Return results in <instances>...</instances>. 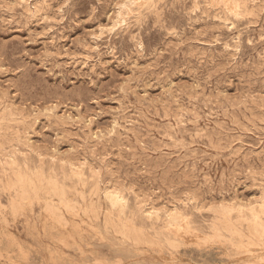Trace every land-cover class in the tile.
I'll return each mask as SVG.
<instances>
[{"label": "rangeland", "instance_id": "rangeland-1", "mask_svg": "<svg viewBox=\"0 0 264 264\" xmlns=\"http://www.w3.org/2000/svg\"><path fill=\"white\" fill-rule=\"evenodd\" d=\"M251 1L0 0V264H264V0Z\"/></svg>", "mask_w": 264, "mask_h": 264}, {"label": "bare ground", "instance_id": "bare-ground-1", "mask_svg": "<svg viewBox=\"0 0 264 264\" xmlns=\"http://www.w3.org/2000/svg\"><path fill=\"white\" fill-rule=\"evenodd\" d=\"M157 1H158V3H159V0H157ZM183 1H184V0H183ZM197 1H198V0H197ZM210 1H211V0H210ZM163 2H164V1H163ZM214 2H215V1H214ZM214 2H213V3H214ZM250 2H252V1L250 0ZM160 3H162V1H161ZM253 3H254V1H253ZM151 4H152V3H151ZM223 5H224V4H223ZM202 6H203V5H202ZM207 6H208V5H207ZM210 6H211V5H210ZM215 6H216V5H215ZM30 7H31V6H30ZM234 7H235V6H234ZM247 7H248V6H247ZM194 8H195V7H194ZM204 8H205V7H204ZM252 8H253V7H252ZM198 9H199V8H198ZM247 10H248V9H247ZM199 11H200V10H199ZM207 11H208V10H207ZM210 11H211V8H210ZM175 12H176V11H175ZM189 12H190V11H189ZM205 12H206V11H205ZM249 12H250V11H249ZM255 12H256V11H255ZM192 13H193V12H192ZM211 13H212V12H211ZM222 13H224V12H222ZM225 13H226V12H225ZM195 14H196V13H195ZM201 14H202V13H201ZM231 14H232V13H231ZM189 15H190V14H189ZM205 15H206V13H205ZM208 15H209V13H208ZM210 15H211V14H210ZM222 15H223V14H222ZM226 15H227V14H226ZM228 15H229V14H228ZM162 16H163V15H162ZM194 16H195V15H194ZM215 16H216V15H215ZM234 16H235V15H234ZM257 16H258V15H257ZM188 17H189V16H188ZM211 17H212V16H211ZM213 17H214V16H213ZM217 17L220 18L219 16H217ZM224 17H225V16H224ZM232 17H233V16H232ZM237 17H238V16H237ZM144 18H145V17H144ZM144 18H142V19L144 20ZM231 19H232V18H231ZM234 19H235V18H234ZM249 19H250V18H249ZM220 20H222V19H220ZM224 20H225V19H224ZM229 21H230V19H229ZM234 21H235V20H234ZM240 21H241V20H240ZM242 21H244V20H242ZM143 22H144V21H143ZM226 22H227V21H226ZM235 22H236V21H235ZM256 22H257V21H256ZM159 23H160V22H159ZM162 23H163V22H162ZM218 23H219V22H218ZM160 24H161V23H160ZM221 24H223V23H221ZM163 25H164V23H163ZM232 25H233V24H232ZM238 25H239V24H238ZM222 26H224V25H222ZM230 26H231V25H230ZM233 26H234V25H233ZM154 27H155V26H154ZM155 28H157V27H155ZM230 28H231V27H230ZM241 31H242V30H241ZM263 31H264V30H263ZM235 32H236V31H235ZM236 33H237V32H236ZM209 34H210V33H209ZM213 34H214V33H213ZM240 34H241V33H240ZM210 35H211V34H210ZM219 35H220V34H219ZM236 35H237V34H236ZM239 37H240V36H239ZM252 37H254V36H252ZM261 37H262V36H261ZM209 38H210V36H209ZM262 38H263V37H262ZM236 39H237V38H236ZM263 39H264V38H263ZM237 40H238V39H237ZM237 40H236V41H237ZM247 40H248V39H247ZM205 41H206V40H205ZM208 41H209V40H208ZM262 41H263V40H262ZM256 42H257V41H256ZM258 43H259V42H258ZM258 43H257V44H258ZM189 45H190V44H189ZM251 45H252V44H251ZM240 46H241V45H240ZM190 47H191V46H190ZM260 47H261V46H260ZM261 48H262V47H261ZM259 49H260V48H259ZM253 50H254V49H253ZM61 51H62V50H61ZM237 51H238V50H237ZM187 52H188V51H187ZM257 52H258V50H257ZM255 53H256V52H255ZM185 54H186V53H185ZM187 54H188V53H187ZM189 54H190V53H189ZM236 55H238V54H236ZM258 56H259V55H258ZM258 56H257V57H258ZM253 59L255 60L256 58H253ZM245 62H246V61H245ZM245 62H244V63H245ZM252 63H253V62H252ZM245 64H246V63H245ZM62 71H63V70H62ZM198 84H199V83H198ZM250 85H251V83H250ZM208 88H209V87H208ZM216 90H217V89H216ZM121 91H122V90H121ZM182 91H183V90H182ZM120 93H121V92H120ZM191 94H192V93H191ZM201 94H203V93H201ZM215 94H216V93H215ZM123 95H124V94H123ZM127 95H128V94H127ZM168 95H169V94H168ZM176 95H177V93H176ZM131 96H132V95H131ZM6 97H7V96H6ZM168 97H169V96H168ZM166 98H167V97H166ZM170 98H171V97H170ZM2 99H3V98H2ZM5 99H6V98H5ZM184 99H185V98H184ZM132 100H133V99H132ZM165 100H167V99H165ZM170 100H171V99H170ZM172 100H174V99H172ZM178 101H179V100H178ZM186 101H187V100H186ZM4 102H5V101H4ZM131 102H132V101H131ZM151 102H152V101H151ZM173 102H174V101H173ZM8 103H9V102H8ZM8 103H7V105H8ZM132 103H133V102H132ZM147 103H148V102H147ZM178 103H179V102H178ZM191 103H192V102H191ZM3 104H4V103H3ZM148 104H149V103H148ZM196 104H197V103H196ZM154 105H155V104H154ZM186 105H187V104H186ZM194 105H195V104H194ZM235 105H236V104H235ZM240 105H241V104H240ZM122 106H123V105H122ZM122 106H121V107H122ZM143 106H144V105H143ZM150 106H151V105H150ZM150 106H149V107H150ZM212 106H213V105H212ZM232 106H233V105H232ZM237 106H238V105H237ZM237 106H236V107H237ZM5 107H6V106H5ZM10 107H11V106H10ZM132 107H133V106H132ZM159 107H160V106H159ZM172 107H173V106H172ZM200 107H201V106H200ZM230 107H231V106H230ZM170 108H171V107H170ZM222 108H223V104H222ZM239 108H241V107H239ZM14 109H16V108H14ZM153 109H154V108H153ZM202 109H203V107H202ZM219 109H220V108H219ZM241 109H242V108H241ZM251 109H252V108H251ZM257 109H258V108H257ZM3 110H4V109H3ZM3 110H2V111H3ZM19 110H20V109H19ZM132 110H133V109H132ZM144 110H145V109H144ZM191 110H192V109H191ZM204 110H205V109H204ZM213 110H214V109H213ZM239 110H240V109H239ZM15 111H16V110H15ZM52 111H54V110H52ZM52 111H51V112H52ZM123 111H124V110H123ZM136 111H137V110H136ZM156 111H157V110H156ZM195 111H196V110H195ZM197 111H198V110H197ZM208 111H209V110H208ZM235 111H236V110H235ZM246 111H247V110H246ZM7 112H8V111H7ZM143 112H144V111H143ZM166 112H167V110H166ZM199 112H200V111H199ZM214 112H215V111H214ZM214 112H213V113H214ZM221 112H222V111H221ZM240 112H241V111H240ZM3 113H4V112H3ZM3 113H2V114H3ZM56 113H57V112H56ZM130 113H131V112H130ZM141 113H142V112H141ZM153 113H154V112H153ZM176 113H177V112H176ZM197 113H198V112H197ZM218 113H219V112H217V114H218ZM144 114H146V112H144ZM144 114H143V115H144ZM168 114H169V113H168ZM220 114H221V113H220ZM240 114H241V113H240ZM9 115H10V114H9ZM132 115H133V114H132ZM162 115H163V114H162ZM164 115H165V114H164ZM171 115H172V114H171ZM215 115H216V114H215ZM223 115H226V114H223ZM11 116H12V115H11ZM52 116H53V115H52ZM207 116H208V115H207ZM218 116H219V115H218ZM239 116L241 117V115H239ZM9 117H10V116H9ZM115 117H116V116H115ZM149 117H150V116H149ZM200 117H201V116H200ZM205 117H206V116H205ZM221 117H222V116H221ZM245 117H246V116H245ZM5 118H6V117H5ZM63 118H64V117H63ZM124 118H125V117H124ZM130 118H131V117H130ZM134 118H135V117H134ZM145 118H146V116H145ZM163 118H164V117H163ZM202 118H204V117H202ZM206 118H207V117H206ZM209 118H210V117H209ZM11 119H12V118H11ZM35 119H36V118H35ZM66 119H67V118H66ZM114 119H115V118H114ZM135 119H136V118H135ZM148 119H149V118H148ZM171 119H172V118H171ZM182 119H183V118H182ZM184 119H185V118H184ZM184 119H183V121H184ZM186 119H187V118H186ZM204 119H205V118H204ZM216 119H217V118H216ZM228 119H229V118H228ZM237 119H238V118H237ZM241 119H242V118H241ZM241 119H240V121H242ZM29 120H30V117H29ZM172 120H173V119H172ZM195 120H196V119H195ZM201 120H202V119H201ZM208 120H209V119H208ZM18 121H19V120H18ZM20 121H21V120H20ZM36 121H37V120H36ZM116 121H118V120H116ZM132 121H133V120H132ZM159 121H160V120H159ZM175 121H176V120H175ZM209 121H210V120H209ZM219 121H220V120H219ZM232 121H233V120H232ZM22 122H23V121H22ZM66 122H67V121H66ZM114 122H115V121H114ZM138 122H139V121H138ZM146 122H148V121H146ZM152 122H153V121H152ZM167 122H168V121H167ZM197 122H198V121H197ZM221 122H222V121H221ZM226 122H227V121H226ZM0 123H1V122H0ZM27 123H28V122H27ZM31 123H32V121H31ZM31 123H30V124H31ZM115 123H116V122H115ZM124 123H125V121H124ZM158 123H160V122H158ZM187 123H188V122H187ZM193 123H195V122H193ZM200 123H201V122H200ZM204 123H205V122H204ZM246 123H247V122H246ZM251 123H252V122H251ZM65 124H66V123H65ZM142 124L144 125L145 123H142ZM179 124H180V123H179ZM184 124H185V123H184ZM227 124H228V123H227ZM244 124H245V123H244ZM56 125H57V124H56ZM149 125H150V124H149ZM153 125H154V124H153ZM189 125H190V124H189ZM197 125H198V124H197ZM200 125H201V124H200ZM218 125H219V123H218ZM242 125H243V124H242ZM118 126H119V125H118ZM176 126H177V125H176ZM183 126H184V125H183ZM192 126H193V125H192ZM210 126H211V125H210ZM216 126H217V124H216ZM219 126H220V125H219ZM219 126H218V127H219ZM222 126H223V125H222ZM224 126H225V125H224ZM230 126H231V125H230ZM230 126H228V127H230ZM60 127H61V126H60ZM177 127H178V126H177ZM193 127H194V126H193ZM198 127H199V126H198ZM212 127H213V126H212ZM246 127L248 128V124H247ZM25 128H26V125H25ZM30 128H31V127H30ZM57 128H58V127H57ZM123 128H125V126H124ZM158 128H159V127H158ZM182 128H183V127H182ZM225 128H226V127H225ZM236 128H237V127H236ZM26 129H27V128H26ZM125 129H126V128H125ZM134 129H135V128H134ZM145 129H146V127H145ZM196 129H197V128H196ZM226 129H227V128H226ZM16 130H17V129H16ZM21 130H22V129H21ZM28 130H29V128H28ZM32 130H33V129H32ZM197 130H198V129H197ZM205 130H206V129H205ZM208 130H209V129H208ZM239 130H240V129H239ZM24 131H25V130H24ZM129 131H130V130H129ZM134 131H135V130H134ZM146 131H149V130L146 129ZM161 131H162V130H161ZM172 131H173V130H172ZM174 131H175V130H174ZM200 131H201V130H200ZM203 131H204V130H203ZM203 131H202V133H203ZM212 131H214V130H212ZM215 131H216V130H215ZM218 131H219V130H218ZM224 131H225V130H224ZM233 131H234V130H233ZM240 131H241V130H240ZM250 131H251V130H250ZM20 132H21V131H20ZM94 132H95V131H94ZM136 132H137V131H136ZM204 132H205V131H204ZM220 132H221V131H219V133H220ZM16 133H17V132H16ZM16 133H15V134H16ZM29 133H30V132H29ZM117 133H118V132H117ZM117 133H116V134H117ZM128 133H129V132H128ZM146 133L148 134V132H146ZM156 133H157V132H156ZM156 133H155V134H156ZM164 133H165V132H164ZM168 133H169V132H168ZM216 133H218V132H216ZM231 133H232V132H231ZM244 133H245V132H244ZM18 134H19V133H18ZM124 134H126V133H124ZM142 134H143V133H142ZM166 134H167V133H166ZM186 134H187V133H186ZM191 134H192V133H191ZM199 134H201V133H199ZM13 135H14V134H13ZM28 135H29V134H28ZM99 135H100V134H99ZM145 135H146V134H145ZM194 135H198V134H194ZM225 135H226V134H225ZM228 135H229V134H228ZM228 135H227V136H228ZM238 135H239V134H238ZM111 136H112V135H111ZM115 136H116V135H115ZM120 136H121V135H120ZM160 136H161V135H160ZM176 136H177V135H176ZM223 136H224V135H223ZM19 137H20V136H19ZM140 137L142 138V136H140ZM194 137H197V136H194ZM211 137H212V136H211ZM219 137H222V136H219ZM230 137H231V135H230ZM0 138H1V137H0ZM7 138H8V137H7ZM152 138H153V137H152ZM156 138H157V137H156ZM164 138H165V137H164ZM167 138H168V137H167ZM199 138H200V137H199ZM201 138H202V137H201ZM203 138H204V137H203ZM217 138H218V136H217ZM217 138H216V139H217ZM9 139H10V138H9ZM127 139H128V138H127ZM133 139H134V138H133ZM189 139H190V138H189ZM206 139H207V138H206ZM18 140H19V139H18ZM85 140H86V139H85ZM138 140H139V139H138ZM144 140H145V139H144ZM170 140H171V139H170ZM190 140H191V139H190ZM199 140H200V139H199ZM226 140H227V139H226ZM21 141H23V140H21ZM119 141H120V139H119ZM156 141H157V139H156ZM202 141H203V140H202ZM0 142H1V141H0ZM5 142H6V141H5ZM27 142H29V141H27ZM112 142H113V141H112ZM130 142H131V141H130ZM130 142H129V143H130ZM162 142H164V141H162ZM174 142H175V141H174ZM178 142H179V140H178ZM178 142H177V143H178ZM197 142H198V141H197ZM208 142H210V141H208ZM224 142H225V141H224ZM229 142H230V141H229ZM263 142H264V141H263ZM22 143H23V142H22ZM143 143H144V142H143ZM164 143H165V142H164ZM177 143H176V144H177ZM195 143H196V142H195ZM195 143H194V145H196ZM210 143H212V142H210ZM222 143H223V142H222ZM225 143H227V142H225ZM234 143H235V142H234ZM1 144H3V143H1ZM24 144H25V143H24ZM85 144H86V142H85ZM144 144H145V143H144ZM178 144H179V143H178ZM219 144H220V143H219ZM231 144H232V143H231ZM242 144H243V143H242ZM22 145H23V144H22ZM34 145H35V144H34ZM140 145H141V144H140ZM145 145H147V144H145ZM189 145L191 146L190 143H189ZM222 145H224V144H222ZM2 146H3V145H2ZM24 146H25V145H24ZM199 146H200V145H199ZM199 146H198V147H199ZM209 146H210V145H209ZM228 146H229V145H228ZM8 147H9V146H8ZM156 147H158V146H156ZM214 147H216V146H214ZM223 147H224V146H223ZM229 147H230V146H229ZM239 147H240V146H239ZM5 148H6V147H5ZM176 148H177V147H176ZM195 148H196V147H195ZM216 148H217V147H216ZM220 148H221V147H219V149H220ZM36 149H38V148H36ZM139 149H140V148H139ZM186 149H188V148H186ZM190 149H191V148H190ZM213 149H214V148H213ZM223 149H224V148H223ZM225 149H226V147H225ZM230 149H231V148H230ZM12 150H13V149H12ZM26 150H27V148H26ZM166 150H168V149H166ZM182 150H183V149H182ZM221 150H222V149H221ZM226 150H227V149H226ZM15 151H16V149H15ZM24 151H25V150H24ZM150 151H151V149H150ZM150 151H149V152H150ZM155 151H156V150H155ZM213 151H214V150H213ZM223 151H224V150H223ZM230 151H231V150H230ZM7 152H8V151H7ZM16 152H17V151H16ZM18 152H19V151H18ZM26 152H27V151H26ZM159 152H160V149H159ZM159 152H158V153H159ZM192 152H193V151H192ZM220 152H222V151H220ZM139 153H140V152H139ZM154 153H155V152H154ZM154 153H153V154H154ZM206 153H207V152H206ZM33 154H34V153H33ZM134 154H135V153H134ZM142 154H143V153H142ZM178 154H179V153H178ZM236 154H237V153H236ZM247 154H248V153H247ZM10 155H11V154H10ZM34 155H35V154H34ZM135 155L137 156V154H135ZM139 155H140V154H139ZM145 155H146V154H145ZM150 155H151V154H150ZM160 155H161V154H160ZM188 155H189V154H188ZM216 155H217V154H216ZM224 155H225V154H224ZM234 155H235V154H234ZM234 155H233V156H230V155H229V157H233V158H234ZM252 155H253V153H252ZM146 156H147V155H146ZM146 156H145V157H146ZM158 156H159V154H158ZM162 156H164V155H162ZM182 156H183V155H182ZM182 156H181V157H182ZM184 156H185V155H184ZM225 156H226V155H225ZM138 157H139V156H138ZM147 157H148V156H147ZM155 157H156V156H155ZM175 157H176V155H175ZM179 157H180V155H179ZM195 157H196V156H195ZM195 157H194V158H195ZM200 157H202V156H200ZM245 157H246V156H245ZM247 157H249V156H247ZM254 157H255V156H254ZM6 158H7V157H6ZM28 158H29V157H28ZM37 158H38V157H37ZM140 158H141V156H140ZM159 158L161 159V157H159ZM183 158H184V157H183ZM187 158H189V157H187ZM215 158H216V157H215ZM224 158H227V156L224 157ZM251 158H252V157H251ZM1 159H2V158H1ZM1 159H0V160H1ZM17 159H18V157H17ZM39 159H40V158H39ZM39 159H38V160H39ZM138 159H139V158H138ZM143 159L145 160V158H143ZM150 159H151V158H150ZM153 159H154V158H153ZM198 159H199V158H198ZM220 159H221V158H220ZM220 159H219V160H220ZM229 159H230V158H229ZM238 159H239V158H238ZM240 159H241V158H240ZM252 159H253V158H252ZM262 159H264V156H263ZM29 160H30V159H29ZM146 160H147V159H146ZM161 160H162V159H161ZM169 160H170V159H169ZM245 160H246V159H245ZM253 160H254V159H253ZM253 160H252V161H253ZM1 161H2V160H1ZM44 161H45V159H44ZM148 161H149V160H148ZM157 161H158V160H157ZM179 161H181V159H180ZM191 161H192V160H191ZM191 161H190V162H191ZM211 161H212V160H211ZM237 161H238V160H237ZM2 162H3V161H2ZM22 162H23V161H22ZM24 162H25V161H24ZM50 162H51V161H50ZM140 162H141V161H140ZM149 162H150V161H149ZM204 162H205V161H204ZM207 162H208V161H207ZM220 162H221V160H220ZM238 162H239V161H238ZM240 162H241V161H240ZM0 163H1V162H0ZM29 163H31V162H29ZM29 163H28V164H29ZM170 163H171V162H170ZM188 163H189V161H188ZM213 163H214V162H213ZM216 163H217V162H216ZM236 163H237V162H236ZM1 164H2V163H1ZM152 164H153V163H152ZM206 164H207V163H206ZM230 164H231V163H230ZM241 164H242V163H241ZM43 165H44V164H43ZM49 165H50V164H49ZM61 165H62V164H61ZM61 165H60V166H61ZM146 165H147V164H146ZM148 165H149V164H148ZM165 165H166V164H165ZM173 165H174V164H173ZM178 165H179V164H178ZM203 165H204V164H203ZM211 165H212V164H211ZM217 165H218V164H217ZM234 165H235V164H234ZM238 165H239V164H238ZM252 165H253V164H252ZM257 165H258V164H257ZM257 165H256V166H257ZM39 166H40V165H39ZM60 166H59V168H60ZM65 166H66V165H65ZM149 166H151V165H149ZM149 166H148V167H149ZM154 166H156L155 162H154ZM157 166H158V165H157ZM157 166H156V167H157ZM168 166H170V165H168ZM175 166H176V164H175ZM186 166H187V165H186ZM208 166H210V165H208ZM222 166H223V165H222ZM231 166H232V165H231ZM236 166H237V165H236ZM11 167H12V166H11ZM19 167H20V165H19ZM23 167H24V166H23ZM44 167H45V166H44ZM49 167H50V166H49ZM156 167H154V168H156ZM159 167H160V166H159ZM165 167H166V166H165ZM179 167H180V166H179ZM184 167H185V166H184ZM195 167H197V166H195ZM234 167H235V166H234ZM246 167H247V166H246ZM248 167H249V166H248ZM250 167L252 168V166H250ZM24 168H25V167H24ZM53 168H54V167H52L51 170H52ZM63 168H64V167H63ZM157 168H158V167H157ZM186 168H187V167H186ZM254 168H255V167H254ZM256 168H257V167H256ZM260 168H261V167H260ZM10 169H11V168H10ZM17 169H18V168H17ZM17 169H16V170H17ZM38 169H39V168H38ZM48 169H49V168H48ZM64 169L66 170L67 168H64ZM146 169H147V168H146ZM150 169H151V168H150ZM162 169H163V168H162ZM166 169H167V168H166ZM173 169H174V168H173ZM192 169H194V168L192 167ZM7 170H8V169H7ZM53 170H54V169H53ZM65 170H64V171H65ZM154 170H155V169H154ZM181 170H182V167H181ZM184 170H185V169H184ZM222 170H224V169H222ZM237 170H238V169H237ZM243 170H245V169H243ZM243 170H242V171H243ZM248 170H249V169H248ZM23 171H24V170H23ZM42 171H43V170H42ZM161 171H162V170H161ZM167 171H168V170H167ZM256 171H257V170H256ZM17 172H18V171H17ZM25 172H26V171H25ZM31 172H32V170H31ZM38 172H39V171H38ZM43 172H44V171H43ZM55 172H57V171H55ZM55 172H54V173H55ZM60 172H61V171H60ZM65 172H66V171H65ZM149 172H150V170H149ZM163 172H164V171H163ZM172 172H173V171H172ZM190 172H191V171H190ZM198 172H199V171H198ZM204 172H205V171H204ZM216 172H218V171H216ZM227 172H228V170H227ZM21 173H22V172H21ZM57 173H59V172H57ZM57 173H56V174H57ZM147 173H148V171H147ZM177 173H178V172H177ZM209 173H210V172H209ZM230 173H231V172H230ZM234 173H236V172L234 171ZM234 173L232 172V174H234ZM243 173H244V172H243ZM35 174H36V173H34V175H35ZM63 174H64V173H63ZM63 174H62V175H63ZM65 174H66V173H65ZM65 174H64V176H65ZM67 174H68V173H67ZM70 174H71V172H70ZM88 174H89V173H88ZM155 174H156V173H155ZM161 174H162V173H161ZM182 174H184V173H182ZM192 174H193V172H192ZM205 174H206V173H205ZM212 174H213V173H212ZM216 174H217V173H216ZM225 174H226V173H225ZM25 175H26V174H25ZM42 175H43V174H42ZM68 175H69V174H68ZM152 175H154V174H152ZM152 175H151V176H152ZM168 175H169V174H168ZM173 175H174V173H173ZM176 175H178V174H176ZM185 175H186V174H185ZM246 175H247V174H246ZM6 176H7V175H6ZM22 176H23V175H22ZM28 176H29V175H28ZM57 176H58V175H57ZM178 176H180V175H178ZM225 176H226V175H225ZM262 176H263V175H262ZM10 177H11V176H10ZM26 177H27V176H26ZM34 177H36V176H34ZM44 177H45V175H44ZM46 177H47V176H46ZM165 177H166V176H165ZM190 177H191V176H190ZM201 177H202V176H201ZM226 177H227V176H226ZM228 177H229V176H228ZM228 177H227V180H228ZM14 178H15V175H14ZM23 178H24V177H23ZM28 178H29V177H28ZM36 178H37V177H36ZM67 178H68V177H66V179H67ZM71 178H72V177H71ZM71 178H70V179H71ZM88 178H89V176H88ZM160 178H161V177H160ZM175 178H176V177H175ZM233 178H234V177H233ZM233 178H232V179H233ZM235 178H236V177H235ZM250 178H251V177H250ZM1 179H2V178H1ZM10 179H11V178H10ZM12 179H13V178H12ZM16 179H17V178H16ZM21 179H22V178H21ZM40 179H42V178L40 177ZM89 179H90V178H89ZM92 179H93V178H92ZM154 179H155V178H154ZM156 179H157V178H156ZM156 179H155V180H156ZM162 179H164V177H163ZM162 179H161V181H162ZM169 179H170V178H169ZM169 179H166V180H169ZM171 179H172V178H171ZM177 179H178V177H177ZM177 179H176L175 181H177ZM218 179H220V178H218ZM251 179H252V178H251ZM3 180H4V179H3ZM30 180H31V179H30ZM33 180H34V179H33ZM37 180H38V179H37ZM67 180H69V178H68ZM67 180H66V181H67ZM74 180H75V179H74ZM81 180H82V179H81ZM85 180H86V179H85ZM155 180H154V181H155ZM199 180H200V179H199ZM214 180H215V179H214ZM11 181H12V180H11ZM13 181H14V180H13ZM18 181H20V180H18ZM21 181H22V180H21ZM44 181H45V180H44ZM62 181L64 182V180H62ZM70 181H72V180H69V183H70ZM78 181H79V180H77V182H78ZM86 181H87V180H86ZM92 181H94V180H91V182H92ZM170 181H171V180H170ZM173 181H174V179H173ZM180 181H181V179H180ZM197 181H198V180H197ZM215 181H216V180H215ZM254 181H255V180H254ZM24 182H26V181H24ZM27 182H28V181H27ZM30 182L33 183L32 181H30ZM59 182H60V180H59ZM79 182H80V181H79ZM89 182H90V181H89ZM96 182H97V181H96ZM157 182H158V181H157ZM168 182H169V181H168ZM177 182H178V181H177ZM216 182H218V180H217ZM224 182H225V181H224ZM3 183H4V182H3ZM9 183H11V182H9ZM18 183H19V182H18ZM22 183H23V182H22ZM31 183H29V184H31ZM54 183L56 184L55 181H54ZM60 183H62V182H60ZM60 183H59V184H60ZM71 183L73 184L74 182H71ZM225 183H226V182H225ZM230 183H231V182H230ZM263 183H264V182H263ZM263 183H262V184H263ZM5 184H7V183H5ZM12 184H13V183H12ZM12 184H11V185H12ZM20 184H21V183H20ZM23 184H24V183H23ZM34 184H35V182H34ZM39 184H40V181H39ZM59 184H58V186H59ZM77 184H78V183H77ZM82 184H83V183H82ZM163 184H165V183L163 182ZM170 184H171V183H170ZM220 184H223V183L221 182ZM2 185H3V184H2ZM9 185H10V184H9ZM41 185H42V184H41ZM43 185H44V184H43ZM63 185H65V184L63 183ZM73 185H74V184H73ZM79 185H80V184H79ZM93 185H94V184H93ZM99 185H100V184H99ZM166 185H168V184H166ZM198 185L200 186V184H198ZM225 185H226V184H225ZM14 186H15V184H14ZM22 186H23V185H22ZM27 186H28V184H27ZM56 186H57V185H56ZM75 186H76V185H75ZM77 186H78V185H77ZM86 186H88V185L86 184ZM89 186H90V185H89ZM94 186H95V185H94ZM156 186H157V185H156ZM163 186H164V185H163ZM221 186H222V185H221ZM11 187H12V186H11ZM15 187H16V186H15ZM18 187H19V185H18ZM28 187H29V186H28ZM30 187H31V186H30ZM34 187L36 188V185H35ZM92 187H93V186H92ZM160 187H162V186H160ZM164 187H165V186H164ZM197 187H198V186H197ZM203 187H204V186H203ZM223 187H224V186H223ZM260 187H261V186H260ZM9 188H10V187H9ZM12 188H14V187H12ZM24 188H25V187H24ZM24 188H23V189H24ZM59 188H60V187H59ZM63 188H66V187L63 186ZM67 188H68V187H67ZM75 188H76V187H75ZM78 188H79V187H78ZM83 188H84V187H83ZM85 188L87 189V187H85ZM85 188H84V189H85ZM89 188H90V187H89ZM168 188H169V187H168ZM173 188H174V187H173ZM3 189H4V186H3ZM10 189H11V188H10ZM25 189H26V188H25ZM31 189H32V188H31ZM43 189H46V188H43ZM60 189H61V188H60ZM101 189H102V188H101ZM103 189H104V188H103ZM171 189H172V188H171ZM188 189H190V188H188ZM224 189H226V188H224ZM229 189H230V188H229ZM11 190H12V189H11ZM29 190H30V189H29ZM33 190H34V189H33ZM80 190H81V189H80ZM161 190H162V189H161ZM190 190H191V189H190ZM230 190H232V189H230ZM7 191H8V189L6 190V192H7ZM27 191H28V190H27ZM27 191L25 192V194L27 193ZM36 191H38V190L35 189V194H36ZM39 191H41V190H39ZM45 191H46V190H45ZM60 191H61V190H60ZM75 191H76V189H75ZM103 191H104V190H103ZM166 191H167V190H166ZM198 191H199V189H198ZM232 191H233V190H232ZM3 192H5V190H4ZM11 192H12V191H11ZM22 192H23V190H22ZM46 192H47V191H46ZM51 192H52V191H51ZM55 192H56V190H55ZM65 192H66V191H65ZM67 192H68V191H67ZM89 192H90V191H89ZM190 192H191V191H190ZM7 193H8V192H7ZM31 193H33V191H31ZM42 193H43V192H42ZM165 193H167V192H165ZM226 193H227V192H226ZM228 193H229V192H228ZM5 194H6V193H5ZM20 194H22V193H20ZM25 194H24V196H25V198H26V195H25ZM55 194H56V193H55ZM57 194H58V193H57ZM78 194L81 195L82 193H78ZM115 194H116V193H115ZM115 194H114V195H115ZM163 194H164V193H163ZM192 194H193V193H192ZM196 194H197V193H196ZM231 194H232V193H231ZM38 195H40V194H38ZM38 195H37V196H38ZM44 195H45V193H44ZM46 195H48V194H46ZM102 195H103V194H102ZM106 195H107V198H106V199H108V200L110 201L109 203H111L113 206L122 205L123 202H125L122 196H116V195H115V196H116V197H115V196H113L112 192H111V193L108 192ZM194 195H195V194H194ZM228 195H229V194H228ZM232 195H233V194H232ZM21 196H23V195H21ZM21 196H20V197H21ZM37 196H36V198H37ZM60 196H61V195H60ZM77 196H78V195H77ZM84 196H86L85 193H84ZM100 196H101V195H100ZM230 196H231V195H230ZM14 197H15V195H14ZM32 197H33V196H32ZM32 197H31V194H30V198H32ZM43 197H44V196H43ZM43 197H41V199H42ZM47 197H48V196H46V198H47ZM56 197H57V196H56ZM65 197H66V196H65ZM237 197H238V196H237ZM237 197H235V198L237 199ZM17 198H18V194H17ZM17 198H16V199H17ZM23 198H24V197H23ZM23 198H22V199H23ZM28 198H29V197H28V195H27V198H26V199L29 200ZM34 198H35V197H34ZM51 198H52V197H51ZM71 198H72V197H71ZM74 198H75V197H74ZM74 198H73V199H74ZM81 198H82V197H81ZM81 198H80V199H81ZM88 198H89V197H88ZM104 198H105V197H104ZM124 198H125V197H124ZM216 198H217V197H216ZM230 198H231V197H230ZM41 199H40V200H41ZM44 199H45V197H44ZM47 199H48V198H47ZM53 199H54V198H53ZM57 199H58V198H57ZM61 199H62V198H61ZM66 199H67V197H66ZM76 199H78V198H76ZM97 199H99V198H97ZM228 199H229V198H228ZM19 200H21V199H19ZM24 200H25V199H24ZM27 200H26V201H27ZM86 200H88V199H86ZM222 200H223V199H222ZM230 200H231V199H230ZM12 201H13V200H11V202H12ZM22 201H23V200H22ZM34 201H35V200H34ZM74 201H75V200H74ZM74 201H73V202H74ZM81 201H82V200H81ZM88 201H89V200H88ZM97 201H98V200H97ZM106 201H107V200H106ZM106 201H105V202H106ZM135 201H136V200H135ZM217 201H219V200H217ZM20 202H21V201H20ZM39 202H41V201H39ZM43 202H44V201H43ZM59 202H60V200H59ZM65 202H67V201H65ZM69 202H71V201H69ZM75 202H76V201H75ZM84 202H85V201H83V203H84ZM100 202H101V200H100ZM263 202H264V201H263ZM22 203H23V202H22ZM45 203H46V202H45ZM45 203H44V205H45ZM48 203H49V202H48ZM61 203H64L63 199L61 200ZM67 203H68V202H67ZM67 203H66V204H67ZM71 203H72V202H71ZM71 203H69V205H71ZM77 203H78V202H77ZM101 203H103V201H102ZM101 203H100V204H101ZM127 203H128V202H127ZM193 203H194V202H193ZM27 204H28V203H27ZM29 204H30V203H29ZM41 204H42V203H41ZM46 204H47V203H46ZM52 204H54V203L52 202ZM72 204H73V203H72ZM74 204H75V203H74ZM88 204H90V202H88ZM191 204H192V203H191ZM14 205H15V204H14ZM14 205H13V206H14ZM18 205H19V204H18ZM24 205H25V204H24ZM37 205H38V204H37ZM48 205H50V203H49ZM58 205H60V203H58ZM67 205H68V204H67ZM67 205H66V206H67ZM69 205H68V206H69ZM79 205H80V204H79ZM95 205H96V204H95ZM132 205H133V204H132ZM16 206H17V204H16ZM31 206H33V205H31ZM31 206H30V207H31ZM61 206H63V205L61 204ZM61 206H60V207H61ZM71 206H72V205H71ZM113 206H112V207H113ZM124 206H125V205H124ZM129 206H130V205H129ZM137 206H138V205H137ZM189 206H190V205H189ZM189 206H188V207H189ZM0 207H1L2 209H6V207L3 208L4 206H0ZM17 207H18V206H17ZM27 207H29V206L27 205ZM40 207H41V206H40ZM84 207H85V206H84ZM118 207H119V206H118ZM131 207H132V206H131ZM192 207H194V206H192ZM195 207H196V206H195ZM257 207H258V205H257ZM259 207H260V206H259ZM263 207H264V206H263ZM11 208H12V207H11ZM31 208H32V207H31ZM33 208H34V207H33ZM37 208H38V207H37ZM48 208H49V207H47V208L45 209L46 212H47L48 210H50V209H48ZM66 208H67V207H66ZM78 208H80V207H78ZM85 208H86V207H85ZM85 208H84V209H85ZM105 208H106V207H105ZM240 208H241V207H240ZM240 208H239V209H240ZM254 208H256V207H254ZM254 208H253V209H254ZM14 209H15V207H14ZM18 209H19V207H18ZM21 209H22V208H21ZM38 209H39V208H38ZM47 209H48V210H47ZM53 209H54V208H53ZM58 209H59V208H58ZM69 209H71V207H70ZM90 209H91V208H90ZM94 209H95V208H94ZM121 209H122V208H121ZM126 209H127V207H126ZM131 209H132V208H130V210H131ZM141 209H142V208H141ZM186 209H187V208H186ZM195 209H196V208H195ZM195 209H194V212H195ZM232 209H233V208H232ZM250 209H251V208H250ZM34 210H37V209H34ZM111 210H112V209H111ZM114 210H115V209H114ZM117 210H118V209H117ZM123 210H124V209H123ZM130 210H129V211H130ZM138 210H139V209H138ZM190 210H192V209L190 208ZM241 210H242V209H241ZM2 211H4V210H2ZM2 211L0 210V212H2ZM31 211H32V210H31ZM43 211H44V210H43ZM56 211H57V210H56ZM56 211H55L54 214H56ZM71 211H74V210L72 209ZM71 211H70V212H71ZM76 211H78V210H76ZM87 211H88V210H87ZM87 211L85 210L84 213H86ZM90 211H91V210H90ZM90 211H88V212H90ZM99 211H100V210H99ZM99 211H98V212H99ZM101 211H102V208H101ZM112 211H113V210H112ZM134 211H135V210H134ZM186 211H188V210H186ZM245 211H246V210H245ZM247 211H248V210H247ZM249 211H250V210H249ZM257 211H258V210H257ZM257 211H256V212H257ZM261 211H262V209H261ZM4 212H6V211H4ZM4 212H3V213H4ZM11 212H12V210H11ZM16 212H18V211L16 210ZM23 212H24V211H23ZM34 212H35V211H34ZM48 212H49V211H48ZM66 212H68V209H67ZM70 212H68V215H69ZM80 212H81V211H80ZM82 212H83V211H82ZM82 212H81V213H82ZM93 212H95V211H93ZM105 212H106V211H105ZM105 212H104V213H105ZM127 212H128V211H127ZM127 212H126V214H127ZM131 212H132V211H131ZM141 212H142V210H141ZM143 212H144V211H143ZM156 212H157V211H156ZM188 212H189V211H188ZM190 212H191V211H190ZM204 212H205V211H204ZM6 213H7V212H6ZM43 213H44V212H43ZM60 213H61V212H60ZM72 213H73V212H72ZM74 213L76 214V212H74ZM77 213H78V212H77ZM100 213H101V212H100ZM119 213H120V212H119ZM124 213H125V212H124ZM137 213H138V212H136V214H137ZM247 213H248V212H247ZM249 213H250V212H249ZM16 214H17V213H16ZM33 214H34V213H33ZM33 214H32V215H33ZM45 214H47V213H45ZM58 214H59V212L57 211V215H58ZM86 214H87V213H86ZM90 214H92V212H91ZM94 214H96V213H94ZM126 214H124L125 217H126ZM141 214H143V213H141ZM186 214H187V213H186ZM190 214H191V213H190ZM192 214H193V212H192ZM213 214H214V213H213ZM219 214H220V213H219ZM224 214H225V213H224ZM228 214H230V213H228ZM262 214H263V213H262ZM12 215H13V214H12ZM47 215H48V214H47ZM50 215H51V214H50ZM52 215H53V214H52ZM84 215H85V214H84ZM121 215H122V213H121ZM132 215H133V214H132ZM146 215H147V214H146ZM148 215H149V214H148ZM154 215H155V214H154ZM160 215H161V214H160ZM164 215H165V214H164ZM183 215H184V213H183ZM200 215H201V214H200ZM203 215H204V214H203ZM205 215H206V214H205ZM215 215H217V214H215ZM239 215H240V214H239ZM6 216H7V215H6ZM16 216H17V215H16ZM18 216H19V215H18ZM37 216H39V215H37ZM42 216H44V215H42ZM60 216H61V215H60ZM60 216H59V217H60ZM71 216H72V215H70V217H71ZM85 216H86V215H85ZM87 216H88V215H87ZM94 216H95V215H94ZM96 216H97V215H96ZM98 216H99V214H98ZM122 216H123V215H122ZM122 216H121V218L124 217V216H123V217H122ZM140 216H141V215H140ZM192 216H193V215H192ZM201 216H202V215H201ZM213 216H214V215H213ZM218 216H220V215H218ZM234 216H236V214L233 215V218H234ZM254 216H255V214H254ZM256 216H257V215H256ZM258 216H259V215H258ZM263 216H264V215H263ZM45 217H46V216H45ZM50 217H52V216H50ZM61 217L63 218V215H62ZM74 217H75V216H74ZM78 217H79V216H78ZM119 217H120V216H119ZM152 217H153V216H152ZM163 217H164V216H163ZM186 217H189V215H187ZM221 217H223V216H221ZM249 217H252V215L249 216ZM260 217H261V216H260ZM0 218H1V217H0ZM2 218H3V216H2ZM4 218H5V217H4ZM57 218H58V217H57ZM65 218H66V216H65ZM93 218H96V217H93ZM112 218H114V217H112ZM127 218H128V217H127ZM196 218H197V217H196ZM214 218H215V217H214ZM214 218H213V219H214ZM252 218H253V217H252ZM255 218H256V217H255ZM5 219H6V218H5ZM16 219H17V218H16ZM28 219H29V218H28ZM53 219H54V218H53ZM60 219H61V218H60ZM60 219H57V221L59 220V223H60ZM71 219H72V218H71ZM74 219H75V218H74ZM97 219H98V217H97ZM186 219H187V218H186ZM186 219H184V220H186ZM193 219H194V217H193ZM216 219H219V218H216ZM224 219H226V218H224ZM224 219H223V220H224ZM237 219H238V218H237ZM237 219H236V220H237ZM240 219H241V218H240ZM247 219H248V218H247ZM6 220H7V219H6ZM42 220H44V219H42ZM62 220H63V219H62ZM66 220H67V219H66ZM101 220H102V219H101ZM103 220H104V219H103ZM112 220H113V219H112ZM122 220H123V219H122ZM140 220H141V219H140ZM140 220H139V222H140ZM147 220H148V219H147ZM163 220H164V219H163ZM163 220H162V221H163ZM176 220H177V219H176ZM205 220H206V219H205ZM207 220H208V219H207ZM211 220H212V219H211ZM223 220H222V221H223ZM244 220H245V219H244ZM248 220H249V219H248ZM253 220H254V219H253ZM253 220H252V221H253ZM260 220H261V219H260ZM8 221H9V220H8ZM20 221H21V220H20ZM63 221H64V220H63ZM71 221H72V220H71ZM91 221H92V220H91ZM95 221H96V223L98 222L97 220H95ZM95 221H94V222H95ZM153 221H154V220H153ZM156 221H158V220H156ZM164 221H165V220H164ZM190 221H191V220H190ZM190 221H187V222L189 223ZM226 221L229 222V220H226ZM245 221H246V220H245ZM2 222H3V221H1V223H2ZM65 222H66L65 224H67V222H69V221L67 220V221H65ZM82 222H83V221H82ZM101 222H102V221H101ZM123 222H124V221H123ZM130 222H131V221H130ZM137 222H138V219H137ZM181 222H182V221H181ZM187 222H184V224L187 223ZM195 222H196V220H195ZM197 222H198V221H197ZM206 222H207V221H206ZM218 222H219V221H218ZM228 222H226V225H227ZM234 222H235V220H234ZM237 222H238V221H237ZM237 222H236V223H237ZM6 223H7V222H6ZM45 223H46V222H45ZM61 223H63V222H61ZM87 223H88V222H87ZM99 223H100V222H99ZM121 223H122V222H121ZM131 223L133 224V222H131ZM131 223H130V225H131ZM151 223H152V222H151ZM179 223H180V222H179ZM191 223H192V222H191ZM231 223H233V222H231ZM236 223H235V224H236ZM245 223H246V222H245ZM248 223H249V222H248ZM248 223H246V224H248ZM26 224H27V223H26ZM88 224H89V223H88ZM90 224H91V223H90ZM124 224H125V223H124ZM141 224H142V223H141ZM149 224H150V223H149ZM189 224H190V223H189ZM189 224H188V226H189ZM207 224H208V223H207ZM210 224H211V223H210ZM219 224H220V222H219ZM219 224H218V225H219ZM222 224H223V223H222ZM237 224H238V223H237ZM239 224H240V222H239ZM251 224L253 225L254 223H251ZM61 225H63V224H61ZM100 225H101V224H100ZM100 225H99V227H100ZM110 225H111V224L109 223V226H110ZM115 225H116V224H115ZM139 225H140V224H139ZM193 225H194V224H193ZM211 225H212V224H211ZM220 225H221V224H220ZM223 225H224V224H223ZM231 225H232V224H231ZM248 225H249V224H248ZM256 225H257V224H256ZM261 225H262V224H261ZM261 225H260V227H262ZM36 226H37V225H36ZM85 226H86V225H85ZM113 226H114V224H113ZM113 226H112V227H113ZM123 226H124V225H123ZM125 226H126V225H125ZM131 226H132V225H131ZM157 226H158V225H157ZM162 226H163V225H162ZM173 226H174V225H173ZM181 226H182V224H181ZM206 226H208V225H206ZM214 226H215V225H214ZM233 226H234V225H233ZM236 226H238V225H236ZM254 226H255V225H254ZM58 227H59V225H58ZM71 227H72V226H71ZM101 227H102V226H101ZM142 227H143V225H142ZM163 227H164V226H163ZM171 227H172V226H171ZM190 227H191V226H190ZM196 227H197V226H196ZM227 227H228V226H227ZM234 227H235V226H234ZM241 227H242V226H241ZM60 228H61V226H60ZM62 228H63V227H62ZM64 228H65V227H64ZM92 228H93V226H92ZM113 228H114V227H113ZM115 228H116V227H115ZM122 228H123V227H122ZM128 228H129V227H128ZM131 228H132V227H131ZM152 228H153V227H152ZM157 228H158V227H157ZM197 228H198V227H197ZM207 228H208V227H207ZM235 228H236V227H235ZM237 228H238V227H237ZM239 228H240V227H239ZM244 228H246V227H244ZM248 228H249V227H248ZM19 229H21V228H19ZM44 229H45V228H44ZM76 229H78V228H76ZM76 229H75V230H76ZM89 229H90V228H89ZM101 229H102V228H100V230H101ZM116 229H117V228H116ZM123 229L125 230V228H123ZM188 229H189V227H188ZM193 229H194V227H193ZM209 229H210V228H209ZM212 229H213V228H212ZM214 229H215V228H214ZM217 229H218V228H217ZM217 229H216V230H217ZM223 229H225V228H223ZM259 229H260V228H259ZM34 230H35V229H34ZM49 230H50V229H49ZM60 230H61V229H60ZM79 230H80V229H79ZM93 230H94V229H93ZM95 230H96V229H95ZM95 230H94V231H95ZM166 230H167V229H166ZM189 230H190V229H189ZM226 230H227V229H226ZM241 230H242V229H241ZM260 230H263V228H261ZM260 230H259V231H260ZM51 231H52V229H51ZM62 231H63V230H62ZM62 231H61V232H62ZM64 231H65V229H64ZM68 231H69V230H68ZM88 231H89V230H88ZM110 231H111V230H110ZM113 231H114V230H113ZM125 231H126V230H125ZM129 231H130V230H129ZM129 231H126V233L129 232ZM132 231H135V229H133ZM139 231L141 232V230H139ZM144 231H145V229H144ZM150 231H151V230H150ZM153 231H154V230H153ZM153 231H152V232H153ZM171 231H172V230H171ZM199 231H200V229H199ZM201 231H202V230H201ZM203 231H204V230H203ZM203 231H202V232H203ZM211 231H212V230H211ZM220 231H221V229H220ZM230 231H231V230H230ZM237 231H238V230H237ZM244 231H245V230H244ZM246 231H247V230H246ZM249 231H250V230H249ZM251 231H252V230H251ZM251 231H250V232H251ZM44 232H45V231H44ZM100 232H101V231H100ZM105 232H106V231H105ZM121 232H122V230H121ZM142 232H143V231H142ZM157 232H158V231H157ZM160 232H161V230H160ZM169 232H170V231H169ZM185 232H186V231H185ZM185 232H184V233H185ZM187 232H189V231H187ZM217 232H218V231H217ZM227 232H228V231H227ZM240 232H241V231H240ZM253 232H254V231H253ZM33 233H34V232H33ZM48 233H49V232H48ZM51 233H52V232H51ZM53 233H54V232H53ZM56 233H57V231H56ZM67 233H68V232H67ZM71 233H72V232H71ZM84 233H85V232H84ZM86 233H87V232H86ZM106 233H107V232H106ZM129 233H130V232H129ZM172 233H173V232H172ZM172 233H171V234H172ZM178 233H179V232H178ZM184 233H183V235H184ZM197 233H198V230H197ZM199 233H200V232H199ZM209 233H210V232H209ZM214 233H216V232H214ZM228 233H229V232H228ZM235 233H236V232H234V235H235ZM58 234H60V233H58ZM101 234H102V232H101ZM108 234H110V233L108 232ZM111 234H112V233H111ZM149 234H151V233L149 232ZM154 234H156V233H154ZM163 234H164V233H163ZM165 234H166V233H165ZM167 234H169V233H167ZM176 234H177V233H176ZM188 234H189V233H188ZM195 234H196V231H195ZM243 234H244V233H243ZM249 234H250V233H249ZM252 234H253V233H252ZM252 234H250V235H252ZM41 235H42V234H41ZM72 235H74V234H72ZM86 235H87V234H86ZM97 235H98V234H97ZM106 235H107V234H106ZM119 235H120V236H123V233H122V235H121V234H120V231H119ZM119 235H117L116 237H119ZM157 235H158V234H157ZM161 235H162V234H160L159 236L162 237ZM173 235H174V233H173ZM180 235H181V233H180ZM185 235H187V234H185ZM190 235H191V233H190ZM190 235H189V237H190ZM192 235H194V234H192ZM192 235H191V236H192ZM196 235H197V234H196ZM213 235H214V234H213ZM217 235H219V234L217 233ZM217 235H216V236H217ZM241 235H242V234H241ZM255 235H256V234H255ZM43 236H44V235H43ZM63 236H64V235H63ZM68 236H69V235H68ZM84 236H85V234H84ZM103 236H104V235H103ZM107 236H108V235H107ZM113 236H114V235H113ZM127 236H128V235H127ZM159 236H157V238H158ZM194 236H195V235H194ZM198 236H199V235H198ZM209 236H210V235H209ZM211 236H212V235H211ZM211 236H210V237H211ZM214 236H215V235H214ZM216 236H215L214 238H216ZM222 236H223V235H222ZM253 236H254V234H253ZM253 236H251V238H252ZM256 236H259V235H256ZM260 236H261V235H260ZM5 237H6V236H5ZM12 237H13V236H11V238H12ZM49 237H50V236H49ZM52 237H53V236H52ZM65 237H66V235H65ZM86 237H87V236H86ZM88 237H89V236H88ZM109 237H110V236H109ZM123 237L125 238V236H123ZM132 237H133V235H132ZM137 237H138V236H137ZM155 237H156V236H155ZM160 237H159V240L161 239ZM177 237H180V236L177 235ZM177 237H176V238H177ZM185 237H187V236H185ZM218 237H219V236H218ZM218 237H217V238H218ZM249 237H250V236H249ZM2 238H3V237H2ZM110 238L112 239V236H111ZM121 238H122V237H121ZM124 238H123V239H124ZM134 238H135V237H134ZM166 238H167V237H166ZM181 238H182V237H181ZM220 238H221V237H219L218 239H220ZM239 238H241V236H240ZM254 238H255V237H254ZM263 238H264V237H263ZM43 239H44V238H43ZM59 239H60V238H59ZM90 239H91V238H90ZM116 239H118V238H116ZM123 239H122V240H123ZM125 239H127V238H125ZM125 239H124V240H125ZM130 239H131V238H130ZM169 239H170V238H169ZM171 239H172V238H171ZM183 239H184V238H183ZM248 239H249V238H248ZM257 239H258V238H257ZM8 240H9V239H8ZM11 240H12V239H11ZM67 240H68V239H67ZM67 240H66V241H67ZM74 240H75V239H74ZM85 240H87V239H85ZM155 240H156V239H155ZM167 240H168V238H167ZM173 240H174V239H173ZM185 240H186V239H185ZM259 240H260V239H259ZM43 241H45V240H43ZM63 241H64V240H62V242H63ZM71 241H73V240H71ZM112 241H113V240H112ZM125 241H126V240H125ZM130 241H131V240H129V242H130ZM139 241H140V240L138 239V242H136V243H139ZM160 241H161V240H160ZM162 241H163V239H162ZM176 241H177V240H176ZM181 241H182V240H181ZM186 241H187V240H186ZM207 241H208V240H207ZM220 241H221V240H220ZM261 241H262V240H261ZM10 242H11V241H10ZM14 242H15V241H14ZM62 242H61V243H62ZM73 242H74V241H73ZM107 242H108V241H107ZM123 242H124V241H123ZM123 242L121 243V245L123 244ZM140 242H141V241H140ZM144 242H145V241H144ZM151 242H152V241H151ZM158 242H159V241H158ZM170 242H171V241H170ZM172 242H173V241H172ZM223 242H224V240H223ZM235 242H236V241H235ZM250 242H251V240H250ZM92 243H93V242H92ZM125 243H128V242H125ZM131 243H132V242H131ZM145 243L148 244V241H146ZM160 243H161V242H160ZM162 243H164V242H162ZM174 243H175V242H174ZM248 243H249V242H248ZM44 244H45V243H44ZM48 244H49V243H48ZM94 244H95V243H94ZM113 244H114V243H113ZM118 244L120 245V243H118ZM150 244H151V243H150ZM150 244H149V245H150ZM155 244H156V243H155ZM223 244H224V243H223ZM227 244H228V243H227ZM46 245H47V244H46ZM62 245H64V243H63ZM114 245H115V244H114ZM134 245H135V242H134ZM158 245H160V244H158ZM172 245H173V244H172ZM186 245H187V244H186ZM242 245H243V244H242ZM20 246H21V245H20ZM78 246H79V245H78ZM151 246H152V245H151ZM166 246H167V245H166ZM177 246H178V245H177ZM56 247H57V246H56ZM119 247H120V246H119ZM122 247H124V246H122ZM122 247H120V248H122ZM130 247H131V246H130ZM143 247H144V246H143ZM147 247H148V246H147ZM158 247H159V246H158ZM167 247H168V246H167ZM167 247H166V248H167ZM172 247H173V246H172ZM174 247H175V246H174ZM59 248H60V247H59ZM74 248H75V247H74ZM132 248H134V247H132ZM176 248H178V247H176ZM176 248L174 249V251H176ZM12 249H13V248H12ZM89 249H90V248H89ZM136 249H137V248H136ZM141 249H142V248H141ZM155 249H156V248H155ZM167 249L169 250V248H167ZM170 249H171V248H170ZM34 250H35V249H34ZM36 250H37V249H36ZM66 250H67V249H66ZM171 250H172V252H173V249H171ZM21 251H22V250H21ZM62 251H63V250H62ZM78 251H79V250H78ZM132 251H133V250H132ZM136 251H137V250H136ZM140 251H141V250H140ZM249 251H251V250H249ZM249 251H248V252H249ZM55 252H56V251H55ZM260 252H261V251H260ZM12 253H13V252H12ZM169 253H171V252H169ZM173 253H174V252H173ZM28 254H29V253H28ZM53 254H54V253H53ZM137 254H139V253L137 252ZM146 254H147V253H146ZM249 254H250V253H249ZM23 255H24V254H23ZM87 255H88V254H87ZM133 255H134V254H133ZM248 256H249V255H248ZM250 256H252V255H250ZM146 257H147V256H146ZM243 257H244V256H243ZM22 258H23V257H22ZM97 258H98V257H97ZM110 258H111V257H110ZM250 258H251V257H250ZM26 259H27V258H26ZM26 259H25V260H26ZM67 259H68V258H67ZM100 259H101V258H100ZM139 259H140V258H139ZM143 259H144V258H143ZM234 259H235V258H234ZM118 260H119V259H118ZM52 261H53V260H52ZM115 262H117V261H115ZM138 262H139V261H138ZM25 263H27V262H25ZM53 263H55V262H53ZM68 263H69V262H68ZM94 263H95V262H94ZM98 263H99V262H98ZM105 263L107 264V262H105ZM105 263H104V264H105ZM111 263H112V262H111ZM119 263H120V262H119ZM119 263H118V264H119ZM74 264H75V263H74ZM121 264H122V263H121ZM130 264H131V261H130Z\"/></svg>", "mask_w": 264, "mask_h": 264}]
</instances>
